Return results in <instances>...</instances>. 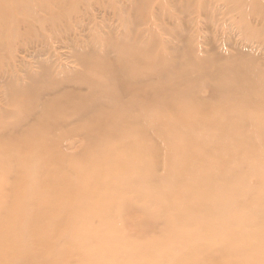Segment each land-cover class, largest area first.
<instances>
[{"label": "rangeland", "instance_id": "1", "mask_svg": "<svg viewBox=\"0 0 264 264\" xmlns=\"http://www.w3.org/2000/svg\"><path fill=\"white\" fill-rule=\"evenodd\" d=\"M0 205V264H264V0H0Z\"/></svg>", "mask_w": 264, "mask_h": 264}, {"label": "bare ground", "instance_id": "2", "mask_svg": "<svg viewBox=\"0 0 264 264\" xmlns=\"http://www.w3.org/2000/svg\"><path fill=\"white\" fill-rule=\"evenodd\" d=\"M118 84L121 85V86H119V88L120 89L122 88V90L127 91L128 89H130L129 85H125L123 83H118ZM94 106L100 107L101 104L96 103ZM115 124H116L115 121H113V125H115ZM100 125L102 126V123H100ZM89 129L91 130V128H89ZM93 129L96 130L95 128H93ZM90 130H88V131H90ZM101 130H102V128L100 129V131ZM137 149H138V151H143L144 148L140 145H137ZM75 173L76 172H72L71 170H68V172L65 170V172L62 171L60 173L59 172L56 173L55 175L48 176L46 178L45 183L42 185L41 189L37 193L36 192L31 193V192H33L32 188L34 187V186H31V188L28 190L29 193L27 194V195H31V198H36L40 195L48 196L46 201L43 202L41 205L33 206L31 214L37 216L39 214L38 212L41 211L40 213H42L44 215L47 214V216L49 218H53V216H55V215L59 217V222L54 224L56 227H53L51 225L49 226V223L46 220L44 221L42 219H39V222H37V223H32V227H35L38 230V229H44L42 227L46 226V228H56L58 232L61 231L62 228H67V227L69 228L70 227V224L72 222H71V217H69V215L72 214V212L76 213V211L74 210L76 208L73 209V203L75 201L79 200L82 196L81 194H75V193L71 192V190L65 185L68 182V180L71 178V176H73ZM49 185H54L58 191L54 192V193L47 192V187ZM84 197L86 198L88 196L84 193ZM59 201H62V202L58 203ZM6 205H7V203L5 202L4 206H6ZM51 205H54L55 208L52 209L53 207ZM9 206H11V204L7 205L6 207H9ZM12 206H16V204H13ZM77 209L79 211L80 208L77 207ZM73 225H75V224H72L71 226H73ZM13 241H17V239L13 238L12 242ZM2 248L5 249L6 253H7V251H8V253H13V251H15V249L11 251V247L6 246L3 241H0V249H2ZM2 264H8V262L5 261Z\"/></svg>", "mask_w": 264, "mask_h": 264}]
</instances>
